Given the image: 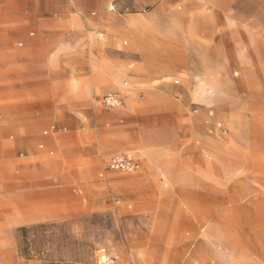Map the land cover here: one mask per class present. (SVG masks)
Segmentation results:
<instances>
[{"label": "rangeland", "instance_id": "1", "mask_svg": "<svg viewBox=\"0 0 264 264\" xmlns=\"http://www.w3.org/2000/svg\"><path fill=\"white\" fill-rule=\"evenodd\" d=\"M64 1L116 30L63 75L118 76L95 79L72 128L60 109L13 128L47 98L0 93V264H264V0ZM107 92L124 106L102 107ZM126 154L136 172L104 170Z\"/></svg>", "mask_w": 264, "mask_h": 264}, {"label": "crops", "instance_id": "2", "mask_svg": "<svg viewBox=\"0 0 264 264\" xmlns=\"http://www.w3.org/2000/svg\"><path fill=\"white\" fill-rule=\"evenodd\" d=\"M22 1L24 0H0V81L13 80L25 83L12 88L2 87L0 93H10L13 90L23 98L38 95L47 98V101L36 103L27 101L20 104L18 116H10L8 121L13 128L17 129L19 125L21 128L31 129L42 122V115H39L37 120L36 118L28 120L22 116L23 113L42 114L43 111L53 112L60 109L63 114H69V118H63L61 125L64 128H72L74 123L70 119V114L80 113L86 107L87 103L81 100L88 90L94 87L95 79L100 80L104 72L111 79H115L118 74L112 64L102 62H99V68L94 69L91 75L92 85L84 81L86 77H89L85 74L72 79L70 75H63V73L70 68L84 67L86 61H70L71 57L82 55L87 51V47L98 42L96 33H113L116 26L103 20L95 21L82 14L74 16L68 11L67 6H57V3L61 1L64 3V0H26L32 4V8H26L24 10L26 14H22L17 10V3ZM39 1L43 3L41 8L35 6ZM25 23L29 25L25 26ZM150 32L151 30L146 27L143 35H148ZM43 38L45 42L40 41ZM148 38L153 39L151 35ZM13 40H23L27 47H30L29 56L18 53L16 49L21 48L23 44L19 42L13 45ZM24 70L32 73L25 75ZM32 80H41L42 83L28 84V81ZM55 130V125H51L43 131V136L55 133ZM20 137L23 139L22 135ZM43 148L44 144H40L39 149ZM49 154L53 155V152ZM22 157L23 155H20V158ZM132 157L140 164L138 158ZM104 170L112 171L107 168V165Z\"/></svg>", "mask_w": 264, "mask_h": 264}, {"label": "built area", "instance_id": "3", "mask_svg": "<svg viewBox=\"0 0 264 264\" xmlns=\"http://www.w3.org/2000/svg\"><path fill=\"white\" fill-rule=\"evenodd\" d=\"M101 105L107 109H118L124 106V100L119 94L109 92L101 98ZM139 167V162L129 155H116L111 157L107 162V168L112 171L133 173Z\"/></svg>", "mask_w": 264, "mask_h": 264}]
</instances>
